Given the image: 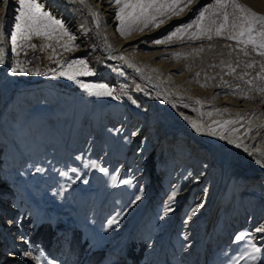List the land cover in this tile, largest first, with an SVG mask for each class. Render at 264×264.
I'll list each match as a JSON object with an SVG mask.
<instances>
[{
    "label": "rangeland",
    "instance_id": "obj_1",
    "mask_svg": "<svg viewBox=\"0 0 264 264\" xmlns=\"http://www.w3.org/2000/svg\"><path fill=\"white\" fill-rule=\"evenodd\" d=\"M211 2L212 0L206 5H211ZM207 21L205 26H210L212 31L206 35H211V40H208L206 35L197 40L172 39L171 42L164 43L171 46L166 49L164 57L159 61L175 66L173 76L182 77L186 73H191L193 76L191 83H195V86L203 89H209L211 86L216 88V96L209 103L197 102L187 96L180 97L179 100L186 102L192 110L190 116L193 123L199 127L221 126L225 130L226 128L232 130L247 123L249 119L244 123H238L242 121L243 114L238 115L240 112L235 110L231 113L226 112L224 108L214 103L219 99L230 98L253 105L263 99L264 91L260 89L264 88V79L261 78L264 77L262 71L264 56L254 51L251 45L245 48L244 45L227 39L228 35L233 34L230 21L222 23L225 27L221 32L223 35L220 36H217L215 31L221 25L220 21L215 20V23ZM235 22L239 24L240 18ZM15 23L16 20H10L7 27L14 28ZM14 31L15 28L14 30L9 28L7 32L9 41ZM235 31L238 32L239 28ZM166 35L167 33L156 40L163 39ZM89 37L87 51L79 53H73L76 47L71 51L64 50L62 45L69 42V37L62 36L59 29L52 33L50 39L44 35H33L30 40L20 41L23 47L18 48L17 52L11 51L8 55V60L11 61L10 69L16 66L17 61L26 69L23 73H13L15 83L25 87L47 83L48 88L57 95L80 94L104 106L121 102L122 86L117 84L115 76L109 81L102 79L100 74L106 66V61L102 51L97 47V40L92 31L89 32ZM72 43L77 45L75 41ZM31 45H35V48ZM241 49L247 51L248 55H244ZM77 59L87 61L88 69L94 75L77 76L75 80H69L52 71L56 69L58 73L66 67L63 62ZM58 61L61 63H57ZM248 63H253V67H246ZM228 65L235 68V72H230ZM245 73L247 75H244ZM148 75L160 81L162 87L172 96L178 97L169 90V86L162 83L156 71L150 70ZM240 76H243V79H240ZM248 80L252 83L248 84ZM77 81L107 84L113 90V95L89 94ZM41 103L36 102L34 107L38 108L44 104ZM28 106L25 104L24 108ZM225 121L235 123L226 124ZM60 126L65 141L58 144L49 142L42 145L41 141H36L33 143L34 146L40 145L36 148L33 144H23L21 141L25 138L22 136L17 142L14 141L17 138L11 136L19 148L13 150L10 143L0 139V149H5V154L1 152L0 156L3 154L6 157V161L0 164V172L3 175L0 178V225L10 223L11 227H15L5 233L0 228V264H38L32 256H40L39 264L49 262L100 264L105 258V264H186L185 260L178 258L185 245L181 226L187 213L195 205L196 199L194 194L184 196L182 193L184 185L181 184L188 182L186 177L193 156L187 159L188 162L184 161L182 164L184 168L170 169L168 164L165 173L163 170L159 176L136 178L140 170L144 169L140 166H144L146 162L139 164V168H136L138 164L132 168L130 164L123 162L122 155H118L130 131L125 130L127 132L118 136L113 146L114 150L108 154L105 153L103 135L105 131L112 136L115 135L114 122L110 127L102 124V135L96 133L92 127L81 129L82 125L78 127L69 123L68 118ZM187 138L192 137L190 135L181 137V147H184L181 148L182 154H189ZM257 138V135H252L249 144L253 145L258 141ZM191 141L189 143L196 144L199 149L196 154H202L206 159L211 158L212 155L209 154L212 151L216 152L214 145H209L200 138ZM259 141L261 142L258 149L262 147L260 150L264 151V139ZM168 146L166 144L162 148L168 149ZM115 147L118 149L115 150ZM31 155L34 156L33 159ZM255 155L264 163V157L259 152H255ZM145 158L147 157L143 156L142 159ZM92 162L98 167L93 168ZM197 163L193 165V169L196 168L198 174L204 164L201 160ZM100 168H106L107 172H101ZM73 169L75 171H72ZM122 180L132 182L123 184ZM174 191L177 196L169 201L168 197ZM137 195H140L141 199L133 203ZM256 201L257 199H249L244 202L243 221L250 218L252 210L256 211L257 206L254 204ZM168 207H171L172 211L165 215V209ZM11 208L16 211L10 210ZM113 218L119 223L109 225L108 221ZM234 227L235 224H232L226 233V239H223L217 249L207 256L206 264H235L237 260L239 264H264L263 253L255 254V261L244 255L249 250V245L254 243L250 236H245L242 241H236V235L248 230L242 228L243 224L240 230ZM28 252L31 256L25 255ZM241 256L244 258L241 259Z\"/></svg>",
    "mask_w": 264,
    "mask_h": 264
},
{
    "label": "bare ground",
    "instance_id": "obj_2",
    "mask_svg": "<svg viewBox=\"0 0 264 264\" xmlns=\"http://www.w3.org/2000/svg\"><path fill=\"white\" fill-rule=\"evenodd\" d=\"M209 1L195 0L178 16L166 13L162 17L164 23L159 28L149 25L143 31H139L138 26L133 25L131 34L122 36L116 30L119 24L115 19L117 6L110 0H84L83 4L79 0H38L45 10L62 20L71 35L75 36L78 47L73 53L87 51L89 32L94 33L97 47L102 51L106 61L100 76L106 81L115 76L117 84L122 86L121 102L104 106L80 94L57 95L48 88L47 83L29 87L15 83L14 74L10 70L11 61L8 60L11 43L7 39L9 28L12 30L14 28L7 27V23L16 20L19 14V0H0V47L4 48L5 61L0 64V139L10 143L13 150L19 148L11 136L17 138L15 142L19 141L21 136L24 137L25 140L21 142L28 145L36 141H41L42 145L49 142L58 144L65 141L60 125L67 118L69 123L78 127L82 125L81 129L92 127L100 135L103 134L102 124L110 127L114 122L115 135L112 136L106 131L103 135L105 153L112 152L121 133L130 131L118 155H122L123 162L130 164L132 168H135V164H138L136 168H139V164L146 162L144 166H140L144 169L140 170L136 178L159 176L163 170L165 173L168 164L170 169L184 168L182 165L184 161L188 162L187 159L193 156L186 177L188 182L181 184L184 185L183 195L194 194L196 199L195 205L189 210L181 226L185 245L178 258L185 260L186 264H206L207 256L217 249L223 239H226V233L232 224H235L236 230H240L243 224L242 228L251 233L253 243L258 244L262 248L261 253L264 254V233L255 231L256 227L264 225V163L253 151L258 148L261 142L259 140L264 139V98L253 105L230 98L219 99L214 105L227 109L230 113L235 110L240 112L238 115L243 114L242 121L238 123H244L247 119L249 121L232 130L227 128L225 130L221 126H197L200 128V131H197L192 126L190 116L192 110L186 102L179 99L181 96H187L197 102L209 103L216 96V88L211 86L209 89H203L195 86V83H191L193 79L191 73H186L182 77L173 76L175 66L159 61L171 45L154 43L157 37L165 33L168 35L176 27L196 20L199 11L205 8ZM235 3L251 9L258 15L264 14V0H235ZM210 4L212 7L205 13L203 26L207 20H219L222 24L225 21V12L228 13V20L225 23L230 21L232 24L242 16L232 3L224 5L222 9L216 5L215 0ZM195 31L197 29L193 25L183 38L172 39L173 41L190 39V34ZM121 56L124 57L123 60L112 59ZM6 70L8 73L5 74ZM150 70L156 71L162 83L169 86V90L176 93L179 98L166 91L160 81L151 78L148 75ZM38 101L44 104L41 103L38 108L34 107ZM25 104L29 105L28 108H24ZM116 120L118 121L115 123ZM185 135H190L192 140L200 138L205 143L214 145L216 152L212 151L209 154L212 155L211 158L206 159L204 155L196 154L198 147L189 143L191 139L187 138L189 154H182L181 148L184 147H181L180 142L181 137ZM252 135H257L258 141L250 145L249 138ZM166 144L169 145L168 149H163ZM34 147L39 148L40 145L36 144ZM1 152L5 154V149H0ZM3 154L0 156V164L6 161ZM143 156L147 158L143 160ZM32 157L34 158L33 155ZM199 160L203 162L204 167L197 174L193 165ZM258 160L261 163H257ZM2 176L0 172V178ZM249 199H257L254 203L257 206L256 211L252 210L250 218L243 221L244 202ZM193 209H196L194 215ZM10 210L16 211L13 208ZM0 228L3 233L15 229L10 223L0 225ZM120 256H123V251L120 252ZM105 262L106 258L100 264Z\"/></svg>",
    "mask_w": 264,
    "mask_h": 264
},
{
    "label": "snow or ice",
    "instance_id": "obj_3",
    "mask_svg": "<svg viewBox=\"0 0 264 264\" xmlns=\"http://www.w3.org/2000/svg\"><path fill=\"white\" fill-rule=\"evenodd\" d=\"M81 4L84 3V0H79ZM112 4L116 7L115 12V19L119 21L117 25V31L120 35H130L132 26L137 25L139 31H143L144 28L149 27L152 25L153 27L159 28L161 24L164 23L162 17L166 15V13L170 12L173 15H179L180 13L184 12L185 8H188L189 5L193 4L195 0H110ZM216 5L223 7L228 3H232L233 6L238 9L242 16L240 18L239 24L235 21L232 23L233 34H230L227 39L236 41L238 45H244L245 48L249 45L252 46V49L256 51L260 56H264V15H258L254 11L249 8H245L237 3L235 0H215ZM212 5H208L205 8L199 11L198 17L192 23L189 24H182L176 27L173 31H171L166 37L163 39H158L154 41L156 44H164L172 40L173 37L183 38L184 34L193 28V25L196 26L197 31L192 32L189 36L190 39H200L202 36L210 33L212 28L210 26L205 27L203 26V21L205 19V13L207 12L208 8H211ZM95 15V14H94ZM224 20H228V13H224ZM211 23H215L212 21ZM139 25H142L140 27ZM225 27L224 24H221L219 27L215 29L216 35L220 36L222 29ZM15 31L10 35L11 41V51L17 52L18 48H22L23 45L20 43L22 40H30L33 35L35 36H47L49 39L57 29L61 31V35H66L69 37V42L63 44L62 47L67 50L71 51L73 47H78V45L73 44L72 42L75 41V36H72L71 33L68 32L67 28L65 27L62 20L55 18L52 13L48 10H45L42 4L38 2V0H19V14L16 16V23L14 25ZM239 28V31H235ZM207 39L211 40L212 36L207 35ZM31 47L35 48V45H31ZM110 48L111 45H108ZM55 52V50H53ZM202 51V49H199ZM244 51V49H241ZM244 55H248L247 51H244ZM112 59H120L123 60L124 57H112ZM4 61V48L0 47V64H3ZM57 63H61L58 61ZM66 67L63 70L56 72V69H52L54 73L59 76L67 77L69 80H75L77 76H88L94 75L88 69L87 61L82 59L71 60L63 62ZM254 63V62H253ZM253 63H248L246 67L251 68L253 67ZM134 67V66H133ZM230 72H235V68H232L231 65L227 66ZM12 73L17 72H25L26 69L21 66L20 62L17 61L16 66L12 67ZM139 71V69H137ZM262 71H264V66H262ZM198 76L199 73H196ZM244 75H247L245 73ZM259 75V74H257ZM243 79V76L239 77ZM264 79V77H261ZM80 86L87 90L89 94H93L95 96H112L113 90L107 85L103 83H84L81 81H77ZM248 84H251L252 81L248 80ZM225 84L227 82L225 81ZM260 91H264V88H261ZM135 103V101H133ZM227 111V109H225ZM226 124L228 123H235V121H225ZM192 126L200 131V128L197 127L196 123H193ZM215 134V133H213ZM135 135V134H133ZM254 152H259L262 157H264V151L260 149H254ZM257 163H261L260 160ZM91 166L93 168L98 167L95 162H92ZM40 171V169H37ZM72 171H75L73 169ZM101 172H107L106 168H100ZM66 175V173H62ZM131 180H122L121 183L123 184H130ZM177 196V193L174 191L168 197L169 201H172ZM141 199L140 195L135 197L136 201ZM199 207V205L197 206ZM172 211L171 207L165 209V215L168 212ZM193 215L196 212V209L192 210ZM191 217H189L190 219ZM109 225L118 224L119 221L115 218L108 221ZM256 232L264 233V225L258 226L255 228ZM250 232H242L235 236L236 241L244 240L245 236H250ZM262 248L257 246L256 244H250L249 250L244 253L245 256H248L251 260L255 261L256 255L261 253ZM26 256H31V253H25ZM244 256H241L243 259ZM32 259L37 261L39 264L40 256H32ZM51 264V262H49ZM235 264H239V260L235 261Z\"/></svg>",
    "mask_w": 264,
    "mask_h": 264
}]
</instances>
